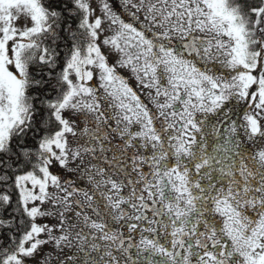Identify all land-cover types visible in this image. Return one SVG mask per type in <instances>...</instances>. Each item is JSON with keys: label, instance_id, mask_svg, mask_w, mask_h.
<instances>
[{"label": "snow or ice", "instance_id": "snow-or-ice-1", "mask_svg": "<svg viewBox=\"0 0 264 264\" xmlns=\"http://www.w3.org/2000/svg\"><path fill=\"white\" fill-rule=\"evenodd\" d=\"M0 264H264V0H0Z\"/></svg>", "mask_w": 264, "mask_h": 264}, {"label": "flooded vegetation", "instance_id": "flooded-vegetation-1", "mask_svg": "<svg viewBox=\"0 0 264 264\" xmlns=\"http://www.w3.org/2000/svg\"><path fill=\"white\" fill-rule=\"evenodd\" d=\"M132 83H134V81Z\"/></svg>", "mask_w": 264, "mask_h": 264}]
</instances>
